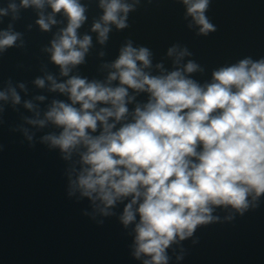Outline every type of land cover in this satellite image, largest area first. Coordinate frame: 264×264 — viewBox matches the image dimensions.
I'll return each mask as SVG.
<instances>
[{"label":"water","instance_id":"obj_1","mask_svg":"<svg viewBox=\"0 0 264 264\" xmlns=\"http://www.w3.org/2000/svg\"><path fill=\"white\" fill-rule=\"evenodd\" d=\"M0 264H264V0H0Z\"/></svg>","mask_w":264,"mask_h":264}]
</instances>
